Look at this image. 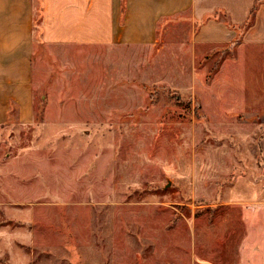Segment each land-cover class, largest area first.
Wrapping results in <instances>:
<instances>
[{
    "label": "rangeland",
    "instance_id": "1",
    "mask_svg": "<svg viewBox=\"0 0 264 264\" xmlns=\"http://www.w3.org/2000/svg\"><path fill=\"white\" fill-rule=\"evenodd\" d=\"M261 1L147 45L36 33L33 120L0 125V264H264ZM211 20L232 38L194 41Z\"/></svg>",
    "mask_w": 264,
    "mask_h": 264
},
{
    "label": "crops",
    "instance_id": "2",
    "mask_svg": "<svg viewBox=\"0 0 264 264\" xmlns=\"http://www.w3.org/2000/svg\"><path fill=\"white\" fill-rule=\"evenodd\" d=\"M255 1L0 0V125L12 116L20 125L33 120L36 33L44 44L147 45L155 41L160 23L186 12L199 19L217 10L230 23L243 24ZM36 17L39 24L34 26ZM251 20L243 41L264 45V0ZM232 35L222 22L211 20L200 26L194 41L225 43Z\"/></svg>",
    "mask_w": 264,
    "mask_h": 264
},
{
    "label": "trees",
    "instance_id": "3",
    "mask_svg": "<svg viewBox=\"0 0 264 264\" xmlns=\"http://www.w3.org/2000/svg\"><path fill=\"white\" fill-rule=\"evenodd\" d=\"M256 6H257V0L254 2V5H253V7H252V9H251V11H250V16H251V14L254 12ZM213 18H214V17H213ZM35 22H36V20H35ZM34 26H35V23H34Z\"/></svg>",
    "mask_w": 264,
    "mask_h": 264
}]
</instances>
